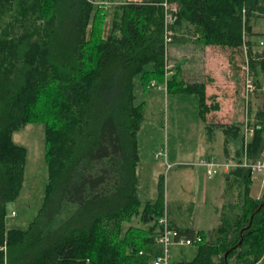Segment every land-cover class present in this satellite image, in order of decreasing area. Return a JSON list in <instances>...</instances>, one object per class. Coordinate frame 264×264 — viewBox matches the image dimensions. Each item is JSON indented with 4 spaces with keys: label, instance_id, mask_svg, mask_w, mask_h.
I'll return each mask as SVG.
<instances>
[{
    "label": "trees",
    "instance_id": "trees-1",
    "mask_svg": "<svg viewBox=\"0 0 264 264\" xmlns=\"http://www.w3.org/2000/svg\"><path fill=\"white\" fill-rule=\"evenodd\" d=\"M164 2L175 7L171 43L193 39L242 54L261 88L254 77L264 74V34L254 31L253 20L264 18V0L122 2L108 29L106 7L91 0H0V264L152 263L158 220L169 210L163 179L156 200L138 195L145 104L136 103L135 79L147 91L164 86L169 72L166 93L197 95L204 123L220 107L207 104L205 81H186L179 66L167 70ZM34 123L45 126L44 201L26 229L7 228V205L20 195L27 158L13 134ZM221 126L227 151L241 125ZM251 126L247 159L255 162L264 148V103ZM237 155L232 161L241 163ZM252 176L245 167L228 172L221 200L236 182L237 201L224 204L214 228L180 230L201 241L193 259L177 264L261 261L264 206L256 210L264 192L252 194ZM135 218L139 225L131 224Z\"/></svg>",
    "mask_w": 264,
    "mask_h": 264
},
{
    "label": "rangeland",
    "instance_id": "rangeland-1",
    "mask_svg": "<svg viewBox=\"0 0 264 264\" xmlns=\"http://www.w3.org/2000/svg\"><path fill=\"white\" fill-rule=\"evenodd\" d=\"M94 1L98 3L101 0ZM105 1V29H108L115 5L123 0ZM253 27L255 32L264 34V18L253 20ZM256 50L259 52L260 49ZM180 59H186V69L182 74L186 81L220 84L225 96L218 110H212L206 115L207 122L204 123L199 117L197 95H168L162 88L143 91L139 78L135 79L136 103L145 104L144 121L137 136L138 195L142 201L156 200L159 183L163 179L168 210L173 208L175 218L190 221V227L193 226L196 231H208L217 225L224 204L237 201L238 183L232 182L229 185L228 195L223 201L220 196L227 187L225 176L219 172L213 178H207L202 169L192 162H198L206 152L212 158L222 161L226 159L227 153L236 154L242 149L245 120L247 118L248 124L253 125L264 103V74L259 73L254 77L262 86L256 87L250 96L249 114L246 117L244 75L246 70L254 73L247 57L220 47L198 45L193 39H188L169 46L170 66L175 63L177 65ZM214 95L213 89L208 95L209 106L217 101ZM234 124L241 125V133L238 139L229 138L225 151L227 138L221 125ZM206 125L213 128L211 132H207ZM44 127L42 123L29 124L13 134L14 142L27 148V158L20 195L7 205V228L26 229L42 207L47 183ZM251 138L252 135L248 134L247 139ZM159 151H165L173 162L181 163L167 168L165 157H155ZM253 176L252 194L259 197L264 191L261 190L259 175ZM131 224L139 225V218L133 219ZM128 225L125 223L124 229ZM196 253L197 245H174L171 264L190 261ZM231 264H238L235 258L231 259ZM258 264H264V259Z\"/></svg>",
    "mask_w": 264,
    "mask_h": 264
},
{
    "label": "built area",
    "instance_id": "built-area-1",
    "mask_svg": "<svg viewBox=\"0 0 264 264\" xmlns=\"http://www.w3.org/2000/svg\"><path fill=\"white\" fill-rule=\"evenodd\" d=\"M95 3V5L98 6H106V1L101 0L100 2L92 1ZM163 6L165 8V29H166V44L167 48L169 44H171V37H172V30L170 26L174 23L176 17L174 12L172 10H175L174 6H170L167 2L163 3ZM264 42H261V45H263ZM166 68L167 70H170L172 66H170L169 62L166 61ZM249 70H246V73L244 75V99L246 103V117H248L249 114V104H250V96L253 94V92L256 89V85L253 79V76ZM170 73H166V80L164 83V86H159V88L166 89L167 86V80L168 75ZM152 87H155V82L151 83ZM257 128V127H256ZM254 126H250L248 124V120L246 118L245 120V131L243 135V142H242V156H241V163H236L234 161H226V162H220L213 158H204L199 160L196 164L198 166H201L205 170V174L207 178H213L216 174L219 172H229L232 168L235 167H245L248 168L252 175L257 174L260 178V186L261 190L264 191V148L261 155V158L258 159L255 162H250L247 159V144L250 140L247 139L248 134L253 135L254 132ZM156 158L159 157H165L167 158V153L165 151H159L155 155ZM172 164L167 163V168H171ZM260 197V196H259ZM159 225V233L156 236L155 242L157 246L160 247V251L156 253L153 256L152 264H171V257H172V246L174 245H194L201 241V236L197 233L192 237H189L185 235L183 232H181L178 228L172 226V224L169 221L168 212L165 209L164 214L160 216L158 220Z\"/></svg>",
    "mask_w": 264,
    "mask_h": 264
},
{
    "label": "crops",
    "instance_id": "crops-1",
    "mask_svg": "<svg viewBox=\"0 0 264 264\" xmlns=\"http://www.w3.org/2000/svg\"><path fill=\"white\" fill-rule=\"evenodd\" d=\"M92 1V0H91ZM130 1H133V2H140V1H142V0H123L122 2H130ZM121 3V2H120ZM185 60L186 59H180L179 61H178V63H177V65H176V63L174 64V66H179V68H180V73H181V75L183 74V72L185 71V64H184V62H185ZM199 69H201V67L199 68ZM196 78V77H195ZM194 82V81H193ZM198 82H201V81H199L198 80ZM217 83V82H216ZM214 85L215 84H208L207 83V85H206V94H207V96L210 94V92L212 93L213 92V89H214V93H215V95H214V97L217 99V103L219 104V106H221V100L224 98V96H225V94L223 93V91H222V89H221V85L220 84H216V85H218V86H216V87H214ZM239 152H240V157H241V153H242V149L241 150H239ZM212 155H213V153H212ZM227 156L225 157L226 159L225 160H222V161H220V162H226V161H232L233 159H238L239 158V155H237V153L235 154V153H233L232 155H229L228 153L226 154ZM213 157V156H212ZM210 155H207V152L205 153V156L204 157H202V158H200L199 160H201V159H204V158H212ZM213 159H215V158H213ZM216 160V159H215ZM217 161H219V160H217ZM165 163L167 164V163H170V164H172V165H175V164H178V163H181V161H178V162H173L171 159H170V155H168L167 156V158H166V160H165ZM187 163H189V162H187ZM192 163H197V162H192ZM198 167H200L201 169H202V173L203 174H205V170H204V168L203 167H201V166H198ZM172 168V167H171ZM224 176H225V179H226V175L228 174V172H221ZM205 176H206V174H205ZM252 178H253V180H254V176H252ZM221 197V196H220ZM255 197H257V196H255ZM147 201V200H146ZM179 205V204H178ZM179 208V207H178ZM169 210H170V212H169V220H170V222H171V224L174 226V227H176V228H178L179 230H181V229H184V228H187V227H190V221H188V222H186V221H184L183 219L182 220H179V218L177 219V218H175V215H174V209L173 208H169ZM192 228L196 231V228H194L193 226H192ZM160 251V247L159 246H157V248H156V251L155 252H159ZM264 259V257L262 258V260Z\"/></svg>",
    "mask_w": 264,
    "mask_h": 264
},
{
    "label": "water",
    "instance_id": "water-1",
    "mask_svg": "<svg viewBox=\"0 0 264 264\" xmlns=\"http://www.w3.org/2000/svg\"><path fill=\"white\" fill-rule=\"evenodd\" d=\"M263 206H264V202H262V203L260 204V207H259L256 211H259ZM253 216H254V214L251 216V221H252V219H253ZM226 255H227V254H226Z\"/></svg>",
    "mask_w": 264,
    "mask_h": 264
}]
</instances>
